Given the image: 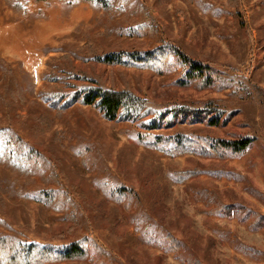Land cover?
I'll return each instance as SVG.
<instances>
[{
    "label": "rangeland",
    "instance_id": "obj_1",
    "mask_svg": "<svg viewBox=\"0 0 264 264\" xmlns=\"http://www.w3.org/2000/svg\"><path fill=\"white\" fill-rule=\"evenodd\" d=\"M201 1L220 16L195 0H139L141 7L124 0L115 16L86 2L0 0V106L17 92L30 113L0 127L9 125L38 154L28 178L0 166V233L61 249L78 242L90 258L52 264H188L166 235L206 264H264V229L251 231L235 210L229 217L218 209L264 215V0ZM158 47L169 52L159 68L129 62L128 53ZM174 48L208 66L216 81L175 84L189 62ZM120 52L125 64L92 68V56ZM68 64L100 72L107 86L130 88L160 109L211 101L229 113L228 127L255 140L240 156H171L149 147L154 136L181 134L207 146L229 129L175 119L147 132L79 101L59 113L47 97ZM40 115L52 125L35 138ZM112 185L125 198L110 195Z\"/></svg>",
    "mask_w": 264,
    "mask_h": 264
},
{
    "label": "trees",
    "instance_id": "obj_2",
    "mask_svg": "<svg viewBox=\"0 0 264 264\" xmlns=\"http://www.w3.org/2000/svg\"><path fill=\"white\" fill-rule=\"evenodd\" d=\"M64 1L90 3L100 13L111 16L119 14L124 6V0ZM137 2L139 4V0ZM195 2L200 4L205 12L212 10L217 17L222 12V10L218 11L201 0H195ZM139 5L140 7L142 6V4ZM173 51L175 56L182 59L184 63L189 62V68L181 74L179 79L174 81L175 84L199 81L203 84L202 86L207 88L216 81L217 77L214 76L208 66L188 61L187 57L176 48ZM168 54L169 52H164L162 48L158 47L144 52H131L127 56L129 57V62H138L143 67L155 70L160 67L159 64L167 58ZM123 55L125 53L120 52L104 55L103 57L92 56L90 60L91 66L94 69L100 63L112 66L125 64L126 61L123 60ZM2 62L4 63V61ZM93 69L88 71L84 68L76 69L74 66L69 65L67 69H62L60 75L54 74L59 90L52 92V97H47L48 103L56 108L57 112L62 113L79 101L84 105L98 108L103 116L110 121L140 122L147 132L160 129L162 122L168 124L169 121L175 119L179 120L180 123H196L212 128L229 129L230 136L215 138L207 146L200 145L197 141L181 134H176L164 140L154 136V141L149 143V147L171 156L184 154H197L208 158L240 156L251 148L255 140L248 133L228 127L229 113L220 111L219 108L212 106L211 101L193 107L172 105L169 109H160L152 100L143 98L130 88L117 90L107 86L103 74ZM30 103L32 105L39 104L37 101H30ZM27 104L28 100L24 95L19 96L17 92L13 93L11 97L6 98L5 105L0 106V123L5 121L9 124V122H14V120L27 119L30 116L29 111L26 109ZM37 119L40 122L35 127V138L47 132L52 125L51 118L46 115H40ZM8 126L0 127V166L8 164L14 171L28 178L38 154L33 147H29L24 143L19 135L11 134ZM161 144L164 145L162 146ZM189 172L195 173V171ZM43 190H40V192L45 193L46 191ZM120 190L121 188L112 185L108 192L121 201L120 198L125 197ZM234 208L235 206H221L218 209L229 217L237 214L240 216V222L246 224L251 231L264 229L263 214L257 215V213L250 210L242 212V207H240V210H238V207ZM233 210H235L234 214ZM166 239L170 247L188 264H206L199 258L197 253H186V249L179 240L169 235H166ZM85 258H89L87 250L78 242L71 243L65 249H61L59 247L29 243L14 238L10 234L0 233V264H52L54 262L83 260Z\"/></svg>",
    "mask_w": 264,
    "mask_h": 264
}]
</instances>
